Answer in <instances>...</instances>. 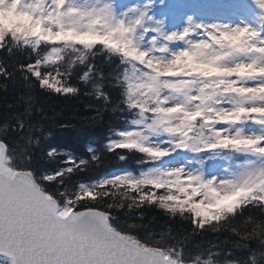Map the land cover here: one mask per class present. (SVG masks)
Instances as JSON below:
<instances>
[{"label":"snow or ice","instance_id":"6c2138e0","mask_svg":"<svg viewBox=\"0 0 264 264\" xmlns=\"http://www.w3.org/2000/svg\"><path fill=\"white\" fill-rule=\"evenodd\" d=\"M239 2L0 0V88L27 85L0 124V264H264V0L255 22L228 19ZM52 96L98 101L91 124L113 107L121 126L88 158L49 146L54 167L37 168ZM104 152L140 168L72 187ZM145 209L190 230L150 229Z\"/></svg>","mask_w":264,"mask_h":264},{"label":"trees","instance_id":"16d2710c","mask_svg":"<svg viewBox=\"0 0 264 264\" xmlns=\"http://www.w3.org/2000/svg\"><path fill=\"white\" fill-rule=\"evenodd\" d=\"M98 65L105 69L107 74L113 72L114 65H110L108 61L100 59ZM27 90V85L22 79L10 82L6 90L0 88V124L4 122V118L10 116L11 111L19 109L22 106V94ZM111 91V88H109ZM115 92L113 98L115 100ZM42 103L46 112L44 118H38V122L42 125L47 135V139L40 145H33L31 148L33 154V164L40 169L54 167L46 158V150L49 146H56L62 150L73 151L79 156L88 158L87 148L89 146L102 149L106 143L107 137L113 128L121 126L122 116L113 107H108L102 113V119L91 124L90 118L96 115L94 109H90L88 105L100 107V103L87 96H81L79 99H64L58 96L42 97ZM13 107L10 108L9 106ZM64 125H67L66 127ZM10 142L14 146L22 147L24 140L13 134ZM140 157L138 155H129L124 161H121L116 154L104 152L101 160L93 164L85 173L74 176L69 183L75 187L78 182H90L104 175L110 174L119 169L139 170L138 163ZM253 216L260 217V212L253 210ZM122 222L127 219L129 223L139 220L141 213L134 211L129 213L126 210H116L113 213ZM144 219L142 223L150 229L157 232L166 230L171 227L175 233L177 231L190 230V225L180 220H170L155 209H145L143 212ZM229 238V234L225 233L219 236V240ZM215 234H206L204 237H196L197 241L216 240ZM224 259V257H221Z\"/></svg>","mask_w":264,"mask_h":264},{"label":"rangeland","instance_id":"374dc122","mask_svg":"<svg viewBox=\"0 0 264 264\" xmlns=\"http://www.w3.org/2000/svg\"><path fill=\"white\" fill-rule=\"evenodd\" d=\"M122 3H131L136 2V0H121ZM168 2H173V0H168ZM182 11L195 12L198 11L195 7H187L185 9H181ZM235 10L237 11V15L229 16L228 19L234 20L237 23L240 22V19H247L249 22H255V13L256 9L252 5L251 0H240V2L235 5ZM166 11L165 9H160V12ZM205 19H210V17H204ZM183 21H179L176 26L179 27ZM123 170H131V169H123Z\"/></svg>","mask_w":264,"mask_h":264}]
</instances>
